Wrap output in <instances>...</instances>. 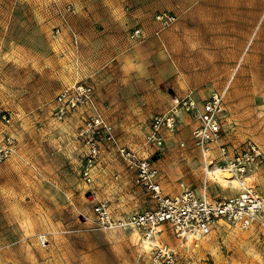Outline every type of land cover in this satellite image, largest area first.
<instances>
[{"label":"rangeland","instance_id":"374dc122","mask_svg":"<svg viewBox=\"0 0 264 264\" xmlns=\"http://www.w3.org/2000/svg\"><path fill=\"white\" fill-rule=\"evenodd\" d=\"M68 5L71 12H66ZM73 11V3L68 0H0V111L13 113L8 129L18 146L11 158L0 163V264L147 261L135 231L95 227L92 203L106 197L117 212L130 214L153 206V202L121 164L105 169L102 162V171L95 172L93 181L86 183L80 174L81 147L74 136L75 128L68 122L70 115L63 121L52 116L56 93L72 85L69 80L74 73L61 61L54 41L61 37V31L56 33L59 27H69L67 17ZM239 60L229 68L223 85L214 89H222L233 75L226 94V139L234 144L253 141L264 153V83L254 84L250 102L241 104L236 111L228 109L229 92L240 70ZM78 81H87L93 87L90 79ZM211 84L193 91L206 92ZM173 95L168 82L157 86L148 114L168 111ZM128 108V113L114 124L118 140L142 158L151 159L160 171L165 193L183 180L198 192L202 181L199 170L185 176L181 169L186 161L182 152L189 154L191 169L198 167L188 131L179 136L186 142L187 151H180L171 140L177 138L178 131L167 139L163 151L151 149L148 154L140 115L129 113L132 109ZM256 172L252 183L264 195V163ZM213 183L208 195L225 196L228 190L222 192L223 187ZM163 229L167 237L161 238L176 247L170 231L165 226ZM40 235H45V245L39 242ZM176 249L178 264H264V215L252 218L247 227L223 223L212 234Z\"/></svg>","mask_w":264,"mask_h":264},{"label":"crops","instance_id":"0c3cea01","mask_svg":"<svg viewBox=\"0 0 264 264\" xmlns=\"http://www.w3.org/2000/svg\"><path fill=\"white\" fill-rule=\"evenodd\" d=\"M68 1L74 6L67 17L69 27H59L61 37L54 45L61 52V61L74 73L70 83L90 79L96 106L113 125L122 114L128 113L125 109L129 106L132 109L129 113L140 115L138 120L143 122L145 133L154 115H149L148 109L157 86L168 82L175 95L183 97L193 92L197 99H202L223 85L229 68L239 59L240 70L235 87L229 92L228 109L236 111L241 104L250 102L254 84L264 83V0ZM161 11L174 13L177 20L156 36L153 17ZM136 27L143 29L144 36L142 40L131 41L129 34ZM208 83L212 84L206 92L193 91ZM170 105L171 98L168 110ZM86 115V109H78L70 114L68 122L77 131ZM191 129L190 121L183 115L177 138L171 139L180 151L187 150L179 147L178 143L184 141L179 136L185 130L191 135ZM4 131L2 124L0 137ZM145 150L151 152L147 146ZM195 153L196 170L191 169L189 154H180L186 160L181 166L185 176L198 170L201 173L199 155ZM102 162L105 169L120 165L113 150L103 151L96 173L102 171L99 168ZM181 182L192 187L184 180ZM179 183L174 190L164 193L177 194ZM211 184L214 183L210 182L212 187ZM221 189L228 190L221 198L237 194L234 187ZM196 194H202L200 188Z\"/></svg>","mask_w":264,"mask_h":264},{"label":"built area","instance_id":"2783aa9c","mask_svg":"<svg viewBox=\"0 0 264 264\" xmlns=\"http://www.w3.org/2000/svg\"><path fill=\"white\" fill-rule=\"evenodd\" d=\"M71 11L72 7L68 5L66 12ZM176 20V15L170 11L155 14L153 21L157 29L154 35L158 36ZM143 36V29L136 27L131 30L129 39L142 40ZM74 42H77L76 38ZM231 80L232 76L226 86L202 99H197L193 92L183 97L173 95L169 110L153 115L143 136L149 149L163 151L167 139L178 133L182 116H187L192 125L191 146L199 155L201 195L184 182L179 183L177 194H165L159 169L150 158H142L119 142L114 125L97 108L94 89L88 82L75 83L55 96L52 116L58 121L65 120L78 109L87 111L75 133L81 147L80 174L84 181H93L103 151L113 150L120 164L133 175L138 187L153 202V206L130 214L117 213L106 197L92 203L93 221L97 229L132 230L137 233L138 247L147 257L145 264H178L176 247H184L190 238L197 240L208 236L223 223L247 227L252 218L264 215V195L257 191L254 181L251 185L246 182V177L253 176L264 163V153L253 141L234 144L226 139V94ZM12 118L11 111H0V119L5 127L0 137V163L17 151L16 139L8 131ZM178 145L186 148L185 141ZM217 172H226L230 174V179L238 180L239 187L234 188L237 194L227 198L208 195L211 179L215 178ZM228 189H232L231 185H228ZM160 226L167 227L170 235L179 242H176V247L157 238ZM38 240L43 245L47 243L45 235H40Z\"/></svg>","mask_w":264,"mask_h":264},{"label":"bare ground","instance_id":"6f19581e","mask_svg":"<svg viewBox=\"0 0 264 264\" xmlns=\"http://www.w3.org/2000/svg\"><path fill=\"white\" fill-rule=\"evenodd\" d=\"M213 177H214V176H213ZM213 177H212V178H213ZM229 179H230V174H228V173H226V172H225V173H218V172H217V173L215 174V178L211 179V181L220 184L221 187H223V188H227L228 185H231V188H233V187H234V188L239 187V182H238L237 179H230V180H231L230 182H229ZM252 180H253V177H252V176H247V177H246V182H247L248 185H251ZM159 231H160V233L157 234V235H158L157 238H161V237L166 238V237H167L166 232H165L164 229H163V226H160V227H159ZM200 238H201V237H199V239H200ZM197 239H198V238H197ZM177 242H178V241H177ZM193 242H194V239L190 238V240H188L186 244H188V245H192ZM178 243H179V242H178ZM146 249H148V248H146ZM181 249H183V246H180V250H181Z\"/></svg>","mask_w":264,"mask_h":264}]
</instances>
